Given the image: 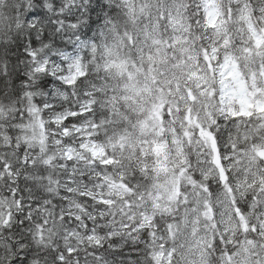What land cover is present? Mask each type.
I'll return each instance as SVG.
<instances>
[{
	"label": "clouds",
	"instance_id": "clouds-1",
	"mask_svg": "<svg viewBox=\"0 0 264 264\" xmlns=\"http://www.w3.org/2000/svg\"><path fill=\"white\" fill-rule=\"evenodd\" d=\"M0 264H264V0H0Z\"/></svg>",
	"mask_w": 264,
	"mask_h": 264
}]
</instances>
